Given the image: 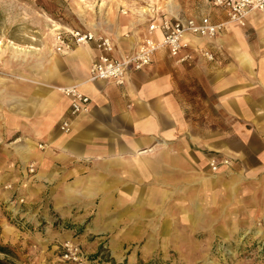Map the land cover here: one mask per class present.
Segmentation results:
<instances>
[{"label": "crops", "instance_id": "0c3cea01", "mask_svg": "<svg viewBox=\"0 0 264 264\" xmlns=\"http://www.w3.org/2000/svg\"><path fill=\"white\" fill-rule=\"evenodd\" d=\"M211 9L199 17L226 22ZM165 17L123 13L91 31L111 39V58L120 61L148 36L161 43L164 34L150 36L147 25ZM184 42L174 58L160 49L143 70L129 66L122 86L90 81L93 45L0 60V187L24 198L37 226L40 218L49 228L58 222L65 234L57 237L80 246L87 264H101V247L115 259L118 245L171 242L173 227L194 226L204 211L211 227L227 225L223 213L264 221V13L211 41ZM70 86L90 100L77 117L59 92ZM223 160L230 165L210 171Z\"/></svg>", "mask_w": 264, "mask_h": 264}, {"label": "rangeland", "instance_id": "374dc122", "mask_svg": "<svg viewBox=\"0 0 264 264\" xmlns=\"http://www.w3.org/2000/svg\"><path fill=\"white\" fill-rule=\"evenodd\" d=\"M211 12L208 0H0V60L15 54L31 57L41 53L46 57L51 51L55 53L58 35L64 37L73 28L107 30L123 13L137 15L144 21L154 13L189 18ZM222 166L227 165H220L218 169ZM209 169L213 173L218 171H212L210 164ZM6 189L10 187H0V245L8 246L12 254H0V259H6L9 264L90 262L85 260V254L76 243L60 241L57 235L65 234V231L58 222L49 228L47 222L40 218L37 226L35 221L28 220L36 213L26 210L24 198L10 199ZM209 216L212 214L204 211L202 221H195L194 226L173 227L171 242L160 239L161 242L150 245H118L122 253L115 259L107 248L101 247L99 263L264 264L263 219L246 224L244 221H231L223 213L220 222L227 220V225L218 228L211 227ZM233 223L236 225L231 226ZM66 244L78 249L77 261L63 259Z\"/></svg>", "mask_w": 264, "mask_h": 264}, {"label": "built area", "instance_id": "2783aa9c", "mask_svg": "<svg viewBox=\"0 0 264 264\" xmlns=\"http://www.w3.org/2000/svg\"><path fill=\"white\" fill-rule=\"evenodd\" d=\"M214 8L221 9L226 14V22L212 23L210 18L203 17H165L159 22L152 19L147 25V32L151 36L155 31H161L164 36L161 43H156L149 36L139 44L134 55L120 61L111 58L113 43L109 37L91 30L69 29L64 37L58 35L55 38L54 50L56 53H65L73 46L81 47L93 45L99 52L96 61L89 69L90 81H108L117 86H122L125 81V74L129 66L134 71H141L152 62L153 55L160 49H166L171 57L178 56L179 52L187 47L184 39L187 35L199 37L211 41L227 26L236 25L244 27L248 16L252 13H264V0H208ZM201 55L207 60H212V55L202 52ZM184 57L177 62L188 60ZM59 92L70 101V116L77 117L86 113L89 105V98L85 96L77 86L64 87ZM64 133L70 131V125L64 121L60 127ZM44 149V145H39ZM220 165H229L228 160L222 162L212 161L210 168L216 171ZM30 175L35 173L34 164L27 167ZM78 249L66 244L64 246L63 259L77 261Z\"/></svg>", "mask_w": 264, "mask_h": 264}, {"label": "trees", "instance_id": "16d2710c", "mask_svg": "<svg viewBox=\"0 0 264 264\" xmlns=\"http://www.w3.org/2000/svg\"><path fill=\"white\" fill-rule=\"evenodd\" d=\"M0 254L5 256H11L12 251L8 246L0 245ZM0 264H9V261H7L6 259H0Z\"/></svg>", "mask_w": 264, "mask_h": 264}, {"label": "bare ground", "instance_id": "6f19581e", "mask_svg": "<svg viewBox=\"0 0 264 264\" xmlns=\"http://www.w3.org/2000/svg\"><path fill=\"white\" fill-rule=\"evenodd\" d=\"M170 12V11H169ZM117 34H119L120 32L119 31H116ZM2 51V49L0 48V52ZM197 209V212L200 213V208H196ZM15 212V211H14ZM63 214V213H62ZM9 231V230H8Z\"/></svg>", "mask_w": 264, "mask_h": 264}]
</instances>
